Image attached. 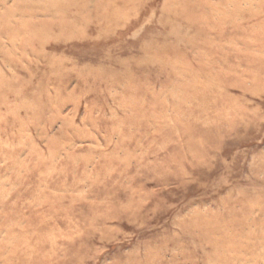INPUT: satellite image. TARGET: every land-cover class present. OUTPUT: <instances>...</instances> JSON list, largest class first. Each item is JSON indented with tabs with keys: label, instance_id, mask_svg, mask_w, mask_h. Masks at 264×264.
<instances>
[{
	"label": "rangeland",
	"instance_id": "374dc122",
	"mask_svg": "<svg viewBox=\"0 0 264 264\" xmlns=\"http://www.w3.org/2000/svg\"><path fill=\"white\" fill-rule=\"evenodd\" d=\"M0 264H264V0H0Z\"/></svg>",
	"mask_w": 264,
	"mask_h": 264
}]
</instances>
